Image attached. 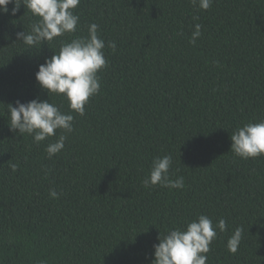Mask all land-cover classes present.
Listing matches in <instances>:
<instances>
[{
  "label": "trees",
  "instance_id": "trees-1",
  "mask_svg": "<svg viewBox=\"0 0 264 264\" xmlns=\"http://www.w3.org/2000/svg\"><path fill=\"white\" fill-rule=\"evenodd\" d=\"M13 7L0 11V264H153L160 236L200 215L227 225L206 264H264V154L231 151V133L264 120V0H212L207 10L192 0H80L75 32L33 46L16 33L39 17ZM92 23L107 67L80 115L36 72ZM36 98L71 113L73 131L39 143L13 131L11 106ZM61 134L65 148L49 158ZM164 155L182 189L144 185Z\"/></svg>",
  "mask_w": 264,
  "mask_h": 264
},
{
  "label": "clouds",
  "instance_id": "clouds-1",
  "mask_svg": "<svg viewBox=\"0 0 264 264\" xmlns=\"http://www.w3.org/2000/svg\"><path fill=\"white\" fill-rule=\"evenodd\" d=\"M14 3L11 9L13 15L19 11L21 4L26 6L34 16L39 17L31 26V31L16 33L19 41L33 46L50 42L65 33L76 31L79 17L74 14L80 0H0V11L7 12L8 5ZM207 10L212 0H192ZM198 19V17H196ZM99 26L89 25L88 35L77 37L70 42L61 44L59 53L55 52L45 63L39 66L36 79L40 86L48 93L63 94L69 101V107L76 113L83 115L89 98L100 91V77L98 72L107 67L103 52L105 41L98 36ZM202 25L196 24L192 32L190 43L195 44L202 35ZM108 47L116 50L113 41ZM12 105V104H11ZM10 126L13 131L27 133L33 136L34 142L39 143L50 136L56 135V130L63 129L64 133L73 131L74 116L64 113L60 107L49 100L33 99L27 103L16 101V106L10 108ZM66 134L47 145L49 158L65 148ZM231 151L237 156L247 159L264 154V120L247 123L231 133ZM173 163L171 155L156 157L151 166L150 176L143 181L146 187L157 184L167 188L184 187L183 177L170 179V167ZM16 171L17 166L11 165ZM55 189L50 191L52 198H58ZM227 230L226 221L221 219L214 225L211 218L200 215L198 219L188 223L185 230L175 228L160 236V242L154 245L155 259L153 264H206V253L210 251V244L216 238L217 231ZM243 228L237 227L227 242L228 250L235 253L242 239Z\"/></svg>",
  "mask_w": 264,
  "mask_h": 264
}]
</instances>
